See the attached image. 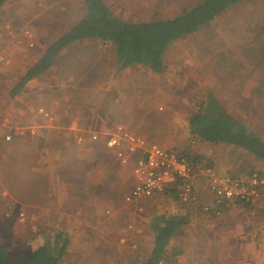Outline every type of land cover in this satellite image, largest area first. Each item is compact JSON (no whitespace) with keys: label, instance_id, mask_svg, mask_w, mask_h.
<instances>
[{"label":"rangeland","instance_id":"rangeland-1","mask_svg":"<svg viewBox=\"0 0 264 264\" xmlns=\"http://www.w3.org/2000/svg\"><path fill=\"white\" fill-rule=\"evenodd\" d=\"M104 1L116 17L139 23L174 18L201 0ZM14 3L21 8L18 21L22 26L18 25L25 26L24 29L27 28L29 34L32 33L43 47L73 28L86 13L83 0H14ZM36 50L37 47L31 51L37 52ZM65 54L59 60H76L75 73L72 78L65 76V83L70 85L80 82V103L90 101V106L95 108V130L112 133L123 128L150 144L201 156L202 165L213 166L221 173H248L255 170L264 176V165L249 153L224 144L213 145L193 139L188 126L197 105L208 96H213L229 114L264 140V93L259 92L264 89V64H258L259 58L264 59V0H248L235 5L197 33L173 43L165 53L163 72L160 74L152 73L142 66L120 70L113 48L97 40L72 44ZM257 54L258 57H255ZM36 59L37 57H32L30 61L34 62ZM29 65L26 62L20 67L12 78L14 83L21 82L23 74L20 71ZM59 73V68L54 67L32 82L28 92L39 96L36 92L45 90L40 100H37L53 104L57 96L56 88L64 82L59 79ZM9 91L10 87L6 85L5 95L8 96ZM118 96L121 98V106L136 104L134 108H126L131 111L126 123L118 122V117L114 115L115 112L119 114L126 110L125 106H119L117 110L113 108L116 104L113 98L118 99ZM21 98L20 96L18 100ZM12 123L13 131L18 127L28 126L21 122ZM7 131L2 132L12 134ZM128 173L135 183L131 168ZM204 187L203 184L198 185L200 208L208 202ZM157 200L160 201L155 203L153 209L143 207L142 214H148L144 223L149 229L157 214L179 215L182 212L179 199L176 201L164 194ZM259 211H245L240 207L224 210L239 214L244 222L250 219L251 224H254ZM0 229L3 231L0 241L16 260L26 259L38 246L35 243L39 241L38 229L28 223L22 224L18 217L9 223L1 221ZM129 238L134 243L127 244V250L138 249L131 254L132 261L138 260L137 256H142L153 240L150 230L144 236ZM259 239L255 238L257 251L262 246L258 244ZM225 241L227 244L211 237L205 240L203 248H192L188 239H181L180 236L177 244L183 247L185 253L191 254L192 260L197 264H210L216 256H221L219 252H213L214 248L221 244L224 247L229 245L228 240ZM47 242L54 245L55 237L48 238ZM185 256L181 258L182 264L185 263ZM223 259H226L225 254ZM125 264L131 262L126 260Z\"/></svg>","mask_w":264,"mask_h":264},{"label":"crops","instance_id":"crops-1","mask_svg":"<svg viewBox=\"0 0 264 264\" xmlns=\"http://www.w3.org/2000/svg\"><path fill=\"white\" fill-rule=\"evenodd\" d=\"M20 12L21 8L14 0H8L0 10V52L10 60L9 65L0 69V222L9 223L24 212L28 224L38 229L40 242H46L52 236L55 240L61 238L68 242L66 264H125L126 260H132L130 255L133 253L126 247L134 243L129 236H144L149 230L144 223L148 214L138 212V207L153 209L160 201L157 199L163 195L133 203L125 201V196L136 185L133 166L139 154H132L130 162L122 164L116 150L106 146L111 131L95 130V108L90 106V101L80 103V82L65 83V76L72 78L76 70V60H59L69 47L61 52L54 65L60 70L59 79L64 80L56 88L55 104L40 103L45 90L37 91L39 96L28 92L37 78L27 83L19 95L11 94L18 85L12 78L20 67L26 62L30 64L20 71L24 78L59 38L43 47L32 33L25 34L28 30L24 29L25 26L20 27ZM7 24L12 26V34L5 33ZM35 47L37 52L31 51ZM32 57H37L36 61H30ZM6 85L10 87L8 96L4 93ZM20 96L22 98L18 100ZM113 99L116 103L113 108L117 110L121 106V98ZM124 106L128 109L136 107V104H124L121 108ZM126 110L119 114L115 112L118 122L126 123L131 113ZM6 118L9 122L4 121ZM11 120L28 126L13 131ZM4 130L12 134L3 133ZM177 152L182 156L183 152ZM129 168L135 183L130 179ZM253 171L233 173L248 175ZM237 203L225 207L228 210L240 207L248 211ZM247 221L244 222L239 214L224 210L214 215L190 217V224L182 230L181 239L186 237L192 248H203L205 240L211 237L225 244V239L228 240L229 245L224 247L221 244L214 248L213 252H219L221 256H216L210 264H264V212L257 213L254 224L249 223L250 219ZM211 226L214 227L209 228ZM255 238H260L258 244L262 246L258 251L262 255L257 251ZM178 244L176 241L177 247ZM179 248L183 256L186 255L183 264H197L181 245Z\"/></svg>","mask_w":264,"mask_h":264},{"label":"trees","instance_id":"trees-1","mask_svg":"<svg viewBox=\"0 0 264 264\" xmlns=\"http://www.w3.org/2000/svg\"><path fill=\"white\" fill-rule=\"evenodd\" d=\"M7 1L0 0V10ZM245 1L248 0H201L174 18L137 23L116 17L104 0H84L86 13L83 18L47 48L11 94L19 95L27 83L53 69L56 59L64 49L86 40H100L112 47L120 70L142 66L152 73L160 74L163 72L165 53L173 43L197 33L228 9ZM255 57H258V54ZM258 64H264V59L259 58ZM259 92L264 93V89ZM188 126L193 139L238 148L264 164L262 137L229 114L215 97L208 96L197 105ZM182 156L193 168L202 165L201 156L192 155L187 151H184ZM254 172L257 171L251 173ZM166 194L178 201L176 187L168 190ZM237 204L245 209H252L244 204ZM181 205L182 212L179 215L161 213L153 218L149 229L152 244L142 256H137L138 260H130L131 264H179L183 251L176 246V241L182 230L190 224V217L214 215L217 211L228 209L222 207L220 210L204 212L199 206ZM35 243L38 246L32 254L26 259L16 260L0 241V264H66L65 252L68 242L58 238L54 245L47 241ZM137 250L132 251L135 253Z\"/></svg>","mask_w":264,"mask_h":264},{"label":"built area","instance_id":"built-area-1","mask_svg":"<svg viewBox=\"0 0 264 264\" xmlns=\"http://www.w3.org/2000/svg\"><path fill=\"white\" fill-rule=\"evenodd\" d=\"M5 33H13L10 24L5 26ZM25 34L28 35L29 31L26 30ZM32 46L31 43L30 47ZM9 64V58L0 52V69ZM4 121L9 122L8 119ZM93 138L97 139V136ZM6 139L10 140V137ZM106 146L116 150L122 164H128L132 154H139L133 166L136 185L125 196L127 203L156 198L176 187L180 202L198 206V185L203 184L208 194V204L201 205L204 212L220 209L234 202L264 212V176L257 172L232 175L221 173L213 166L200 165L193 168L176 150L150 144L123 128L108 134ZM143 211V206L138 207V212ZM18 219L22 224L28 223L24 212L18 214Z\"/></svg>","mask_w":264,"mask_h":264}]
</instances>
